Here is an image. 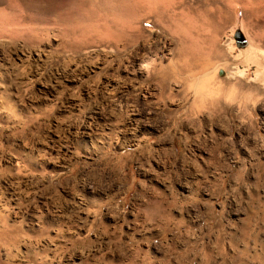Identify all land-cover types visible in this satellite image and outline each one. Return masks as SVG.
<instances>
[{"label":"rangeland","instance_id":"obj_1","mask_svg":"<svg viewBox=\"0 0 264 264\" xmlns=\"http://www.w3.org/2000/svg\"><path fill=\"white\" fill-rule=\"evenodd\" d=\"M131 1L0 0V264H264V0Z\"/></svg>","mask_w":264,"mask_h":264},{"label":"bare ground","instance_id":"obj_2","mask_svg":"<svg viewBox=\"0 0 264 264\" xmlns=\"http://www.w3.org/2000/svg\"><path fill=\"white\" fill-rule=\"evenodd\" d=\"M117 1V0H116ZM120 2V1H119ZM122 2V1H121ZM183 3H185V1L184 0H132L131 1V3H130V5L127 7V8H129V11L128 12H130V13H133L134 14V12H135V17H134V19H138V20H141L143 17H147L148 18V16H151V18H152V21L154 22V23H156V22H159V23H161V25L163 24V26H165V27H168V23L166 24V23H164V21H166L167 19L169 20L170 18H171V15H172V13H174V10H176V8L178 9V7H181V6H183ZM242 3H243V0H242ZM56 4V3H55ZM60 4V3H59ZM117 4V3H116ZM126 4H127V0H126ZM93 5V4H92ZM104 5V4H103ZM62 6V5H61ZM60 6V7H61ZM56 8V7H55ZM187 8V7H186ZM59 9V8H58ZM57 9V10H58ZM117 9V8H116ZM121 9H122V7H121ZM120 9V10H121ZM131 9H132V11H131ZM135 9V10H134ZM56 10V9H55ZM105 10V9H104ZM134 10V11H133ZM180 10H184V9H180ZM179 10V11H180ZM189 10V9H188ZM92 11H93V9H92ZM114 11V10H113ZM178 11V12H179ZM185 11V10H184ZM48 12V11H47ZM54 12H56V11H54ZM62 12V11H61ZM105 12H107V8H106V11ZM31 13V12H30ZM59 13V12H58ZM57 13V14H58ZM107 13H110V12H107ZM125 13V12H124ZM197 13V15H195L196 17H194V18H187V20H186V23L184 22V24H183V22H182V24L184 25V26H186V29H187V33H188V35L187 36H185L183 39H182V45H181V48H180V54H182V55H184V57H185V59H184V65H183V67L186 69V70H193V71H196V72H200V71H203L205 68H207L206 66L208 65V64H210L214 59H217V58H219V57H221V55H222V51H220V49L217 47V43H216V40H215V36L214 35H206V32L204 33L203 32V28H204V23L206 22V21H208V20H206V16H205V14H204V12H202V11H198V12H196ZM99 14V13H98ZM116 14H117V11H116ZM122 14V13H121ZM33 15L34 14H32V18H33ZM40 15V14H39ZM92 15V17H93V13L91 14ZM94 15H96V14H94ZM103 15V14H102ZM105 15V14H104ZM107 15V14H106ZM105 15V16H106ZM111 15V14H110ZM119 15V14H118ZM127 15V14H126ZM35 17L37 16V15H34ZM108 16V15H107ZM59 17V16H58ZM62 17V16H61ZM68 17H70L71 18V20H72V17L71 16H68ZM96 17V16H95ZM103 17V16H102ZM109 17V16H108ZM180 17V16H179ZM107 18V17H106ZM110 18V17H109ZM116 19H117V16L115 17ZM30 19H31V15H30ZM91 19H93V18H91ZM108 19V18H107ZM106 19V20H107ZM122 19H124V17L122 18ZM209 19V18H208ZM32 20H34V19H31V21ZM104 20H105V18H104ZM111 20V19H110ZM174 20H176V19H174ZM97 21H98V19H97ZM96 21V22H97ZM101 21H103L102 19H101ZM117 21V20H116ZM127 21H128V19H127ZM91 22V21H90ZM96 22H94V24L96 23ZM100 22V21H99ZM108 21H106V22H104V23H107ZM110 23H112L111 21H109ZM119 22V21H118ZM117 22V24H119ZM136 22V21H135ZM135 22H133V23H135ZM71 23V22H70ZM75 23H77V22H75ZM101 23V22H100ZM110 23H109V25H110ZM122 23V22H121ZM139 23V22H138ZM143 23V22H142ZM171 23H172V20H171ZM179 23V22H178ZM177 23V24H178ZM208 24H209V21L207 22ZM81 25V24H84V25H86L84 22L83 23H78L77 25ZM88 24V23H87ZM102 24V23H101ZM108 24V23H107ZM112 24H114V21H113V23ZM116 24V25H117ZM123 25H124V23H122ZM122 24H121V26H119V27H123L122 26ZM126 24V23H125ZM174 24V23H173ZM176 24V23H175ZM186 24V25H185ZM207 24V25H208ZM215 24V23H214ZM76 25V26H77ZM96 25H99L98 23L97 24H95L94 25V27L96 26ZM120 25V24H119ZM156 25V24H155ZM201 25H203V26H201ZM89 26H91V24L89 25ZM88 26V28H87V25L85 26L86 28H87V31H89V27ZM101 26V25H100ZM106 26V25H105ZM211 26V25H210ZM80 27V26H79ZM81 27H82V32H83V34H86V32H85V30H86V28L84 27L83 28V25H81ZM102 27V26H101ZM104 27V26H103ZM127 27V26H126ZM125 27V28H126ZM137 27H139L138 25H137ZM176 27H178V26H175L174 27V29L176 28ZM182 27V26H181ZM181 27H180V29H181ZM203 27V28H202ZM212 27V26H211ZM214 27H216L215 25H214ZM72 28L73 29H75L73 26H72ZM76 28H78V26L76 27ZM95 28H99L98 26L97 27H95ZM106 28V27H105ZM104 28V29H105ZM111 28V27H110ZM116 28V30H117V27H115ZM128 28V27H127ZM132 28V27H131ZM168 28H170V26L168 27ZM91 29H92V31H93V28L91 27ZM90 29V30H91ZM108 29V28H107ZM113 29V28H112ZM124 29V28H123ZM140 29V28H139ZM172 29V28H171ZM179 29V28H178ZM179 29V30H180ZM214 29V28H213ZM115 30V31H116ZM118 30H119V28H118ZM121 30V29H120ZM128 31L129 30H131V29H127ZM137 30V29H136ZM215 30V29H214ZM5 31H6V29H5ZM80 31V30H79ZM96 31V30H95ZM108 31H111V30H108ZM169 31V30H168ZM168 31H167V34H168ZM97 32V31H96ZM96 32H95V34H96ZM118 32V31H117ZM120 32V31H119ZM118 32V33H119ZM131 32V31H130ZM179 32V31H178ZM181 32V31H180ZM88 34L89 33H91V34H93L91 31L90 32H87ZM99 32H97V34H98ZM103 33V32H102ZM118 33H115V34H118ZM123 33H125L124 35L125 36H127V32H122V34ZM137 32H135V34H136ZM139 33V32H138ZM171 33V32H170ZM94 34V35H95ZM104 34V33H103ZM103 34H101L102 35V37L104 36ZM121 34V35H122ZM134 33H133V35H135ZM180 34V33H179ZM181 34H183V32H181ZM185 34V33H184ZM106 35V34H105ZM132 35V36H133ZM170 35V34H169ZM178 35V34H177ZM96 36V35H95ZM95 36H93V38L95 37ZM109 36V35H108ZM118 36H119V34L118 35H116V36H114L115 37V40H116V37H117V39H119L118 38ZM131 36V37H132ZM181 36V35H180ZM133 38V37H132ZM132 38L130 39L131 41H132ZM173 38H174V36H173ZM96 39H97V37H96ZM101 39V38H100ZM105 39H106V37H105ZM101 40H103V39H101ZM114 41V40H113ZM128 41V40H127ZM135 41V40H134ZM157 41V40H156ZM115 42V41H114ZM113 42V43H114ZM117 43H119V42H117ZM123 43H125V42H123ZM133 43V42H132ZM157 43V42H156ZM163 43V42H162ZM119 44H121V43H119ZM127 44V43H126ZM125 44V45H126ZM129 44H130V42H129ZM124 45V44H123ZM124 45V46H125ZM115 46H116V44H115ZM129 46V45H128ZM166 46V45H165ZM164 46V47H165ZM116 47H118V46H116ZM120 47H122V46H120ZM178 47V46H177ZM123 48V47H122ZM166 48V47H165ZM134 49V48H133ZM156 49V48H155ZM155 51V50H154ZM152 52V51H151ZM245 53V52H244ZM225 54V53H224ZM187 55H189V57L191 58H189V59H186L188 56ZM143 56V55H142ZM150 58V57H149ZM148 58V59H149ZM202 58V59H201ZM152 60V59H151ZM148 61V60H147ZM141 63V62H140ZM138 64V63H137ZM147 64V63H146ZM145 64V65H146ZM139 65V67L140 68H142V65L141 64H138ZM210 66V65H209ZM208 66V67H209ZM218 69V68H217ZM188 72V71H187ZM190 72V71H189ZM193 74V73H192ZM213 78V77H212ZM206 79L207 78H205V81H206ZM210 80V79H209ZM208 83H210V81H208ZM220 86V85H219ZM218 89V88H217ZM216 89V90H217ZM219 93V92H218ZM217 93V94H218Z\"/></svg>","mask_w":264,"mask_h":264},{"label":"water","instance_id":"obj_3","mask_svg":"<svg viewBox=\"0 0 264 264\" xmlns=\"http://www.w3.org/2000/svg\"><path fill=\"white\" fill-rule=\"evenodd\" d=\"M234 40L238 47H245L247 45V40L241 30H236L234 33ZM222 74V72H220Z\"/></svg>","mask_w":264,"mask_h":264}]
</instances>
